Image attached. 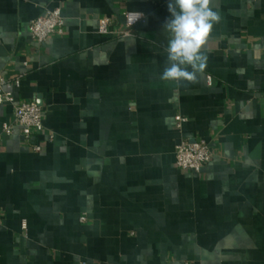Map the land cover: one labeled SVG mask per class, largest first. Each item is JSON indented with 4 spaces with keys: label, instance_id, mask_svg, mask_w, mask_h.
Segmentation results:
<instances>
[{
    "label": "crops",
    "instance_id": "1",
    "mask_svg": "<svg viewBox=\"0 0 264 264\" xmlns=\"http://www.w3.org/2000/svg\"><path fill=\"white\" fill-rule=\"evenodd\" d=\"M168 2L0 0V75L44 122L28 143L0 105V264H264V0H212L207 66L179 84L161 79ZM127 10L137 36L99 34ZM182 139L207 141L201 173L177 167Z\"/></svg>",
    "mask_w": 264,
    "mask_h": 264
},
{
    "label": "built area",
    "instance_id": "2",
    "mask_svg": "<svg viewBox=\"0 0 264 264\" xmlns=\"http://www.w3.org/2000/svg\"><path fill=\"white\" fill-rule=\"evenodd\" d=\"M146 13L141 11L127 10L123 13L124 29L116 31L117 20L112 16H104L98 21V32L101 35L117 34L121 37L137 36V26L146 20ZM65 19L60 8L48 10L44 14L36 17L30 23L32 38L39 44L55 33H63ZM211 82V77H208ZM21 85V76L7 78L0 75V105L11 104L14 107L15 123L21 128L23 138L26 142L32 143L33 138L44 130L43 108L35 100L18 99L15 89ZM187 118L176 116V125L181 128ZM4 132L8 135L13 133V126L4 125ZM36 151H40L38 144H33ZM213 152L204 139H182L176 145L175 159L179 169L201 173L206 165L212 160ZM85 220V217L82 218ZM26 222L23 228L26 229Z\"/></svg>",
    "mask_w": 264,
    "mask_h": 264
},
{
    "label": "clouds",
    "instance_id": "3",
    "mask_svg": "<svg viewBox=\"0 0 264 264\" xmlns=\"http://www.w3.org/2000/svg\"><path fill=\"white\" fill-rule=\"evenodd\" d=\"M212 0H169L170 16L163 24L167 33L166 66L161 79L177 84L195 83L203 73L208 56L203 45L215 24L221 22L219 11L210 5Z\"/></svg>",
    "mask_w": 264,
    "mask_h": 264
}]
</instances>
